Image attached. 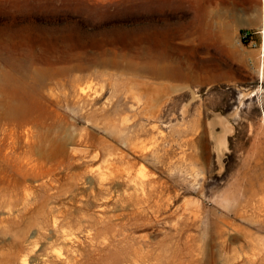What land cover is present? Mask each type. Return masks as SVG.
Returning a JSON list of instances; mask_svg holds the SVG:
<instances>
[{
	"label": "rangeland",
	"instance_id": "1",
	"mask_svg": "<svg viewBox=\"0 0 264 264\" xmlns=\"http://www.w3.org/2000/svg\"><path fill=\"white\" fill-rule=\"evenodd\" d=\"M217 1L0 0V264H264L262 1Z\"/></svg>",
	"mask_w": 264,
	"mask_h": 264
},
{
	"label": "bare ground",
	"instance_id": "2",
	"mask_svg": "<svg viewBox=\"0 0 264 264\" xmlns=\"http://www.w3.org/2000/svg\"><path fill=\"white\" fill-rule=\"evenodd\" d=\"M261 1H262V4H261L260 8L258 7V4H255L253 6L256 8L257 11H259V13H261L262 25H263V28H264V0H261ZM250 5H251V3H250ZM171 11L175 12L178 15H182L183 14V9L182 8H177L175 6L173 7V9H171ZM263 34H264V31H263ZM152 35H153V37L149 39V44H151L152 49H154L156 51V54H154L151 57V59H149V61H147L143 65L145 70L146 71L148 70L154 76H157V77H160V78H165V79H171V80L172 79H179L180 77L185 78L186 76H188L189 73L187 71L190 69V67L187 64V61H185V59H184L185 55L182 56L180 54V52H179L180 50L176 51L175 49H173L172 40L180 37L181 33H174L173 32L172 35L168 36L165 32H162L160 30H155V31L152 32ZM189 37H191L190 38L191 42H197L198 40L202 41V39H203L202 33H199V28L196 27V26H194L192 28V31L190 32ZM263 37H264V35H263ZM262 52H263L262 56L264 57V44H263V47H262ZM192 68H193V66H192ZM259 72H260L261 78L264 79V61H263V63L260 66ZM79 88L81 89V87H79ZM254 94H255V92L252 93V95H254ZM54 125H56V124H54ZM225 125H226V123H225ZM46 127H47V129L49 131L53 130L52 128H54L53 124L52 125L49 124V126L47 125ZM219 137H221V136H219ZM61 147L63 148V145ZM90 148H91V146H90ZM225 148H226V145L224 144V142L222 140H220L218 142V144H217V150H218L219 158L223 157L222 155L224 153ZM88 150H90V149H88ZM135 150H136V146H135L134 151ZM76 157H74V158H76ZM70 240H71V238H70ZM65 241H69V238L67 237V235H66ZM24 264H26V262Z\"/></svg>",
	"mask_w": 264,
	"mask_h": 264
},
{
	"label": "built area",
	"instance_id": "3",
	"mask_svg": "<svg viewBox=\"0 0 264 264\" xmlns=\"http://www.w3.org/2000/svg\"><path fill=\"white\" fill-rule=\"evenodd\" d=\"M250 37V34L249 32H245L244 36H243V39L246 40ZM263 47V46H262Z\"/></svg>",
	"mask_w": 264,
	"mask_h": 264
},
{
	"label": "crops",
	"instance_id": "4",
	"mask_svg": "<svg viewBox=\"0 0 264 264\" xmlns=\"http://www.w3.org/2000/svg\"><path fill=\"white\" fill-rule=\"evenodd\" d=\"M221 1V0H220ZM210 2H218L217 0H210Z\"/></svg>",
	"mask_w": 264,
	"mask_h": 264
}]
</instances>
